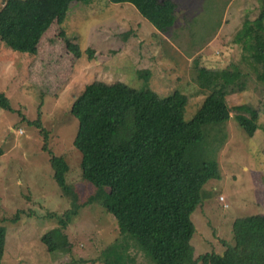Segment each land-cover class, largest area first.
Wrapping results in <instances>:
<instances>
[{"label": "rangeland", "instance_id": "obj_1", "mask_svg": "<svg viewBox=\"0 0 264 264\" xmlns=\"http://www.w3.org/2000/svg\"><path fill=\"white\" fill-rule=\"evenodd\" d=\"M173 1L176 22L165 34L133 4L54 0L65 20L53 23L34 55L12 52L0 41V93L17 111L0 107L5 241L0 264H156L98 201L82 206L64 230L71 245L67 254L55 259L42 240L61 228L51 215L70 209L45 145L68 164L67 180L81 204L96 192L82 177V155L74 147L78 121L71 108L97 81L148 86L160 98L180 92L188 98L186 120L207 93L224 96L231 118L206 128L203 148L206 159L218 162L220 179L200 189L192 246L197 256L214 253L230 264H264V242L238 248L233 239L237 218L264 214V0ZM250 108L260 112L254 137L237 120L250 116ZM39 111L46 140L19 115L33 122Z\"/></svg>", "mask_w": 264, "mask_h": 264}, {"label": "trees", "instance_id": "obj_2", "mask_svg": "<svg viewBox=\"0 0 264 264\" xmlns=\"http://www.w3.org/2000/svg\"><path fill=\"white\" fill-rule=\"evenodd\" d=\"M109 2L133 4L143 19L164 34L176 22L173 0ZM65 14L54 7V0H5L0 9V41L12 52L34 55L48 29L55 22L63 23ZM69 50L79 56L74 45ZM90 55L93 57L92 52ZM187 102L180 92L160 98L148 86L133 88L122 81H97L74 102L71 114L78 121L74 147L82 155V177L96 192L81 204L67 180L68 164L44 146L43 150L51 153L54 178L70 201L63 216L51 215L59 219L61 228L42 239L55 259L71 249L64 234L71 220L82 206L98 201L156 264H230L214 253L196 255L192 215L201 206V187L220 179L218 162L206 159L203 152L205 130L223 126L231 111L221 93L210 92L194 117L186 120ZM0 107L17 112L3 93ZM250 114L239 115L237 120L246 134L254 137L260 112L250 108ZM19 115L46 140L40 111L33 122ZM233 239L238 248L264 242V214L237 218ZM4 250L0 229V261Z\"/></svg>", "mask_w": 264, "mask_h": 264}]
</instances>
